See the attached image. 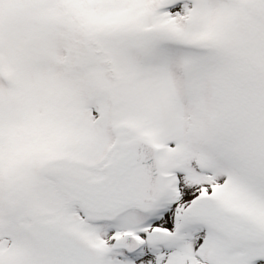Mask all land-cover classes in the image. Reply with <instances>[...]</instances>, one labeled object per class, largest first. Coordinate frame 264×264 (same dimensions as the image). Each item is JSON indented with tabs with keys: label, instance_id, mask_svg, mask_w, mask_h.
Masks as SVG:
<instances>
[{
	"label": "snow or ice",
	"instance_id": "1",
	"mask_svg": "<svg viewBox=\"0 0 264 264\" xmlns=\"http://www.w3.org/2000/svg\"><path fill=\"white\" fill-rule=\"evenodd\" d=\"M0 264H264V0H0Z\"/></svg>",
	"mask_w": 264,
	"mask_h": 264
}]
</instances>
